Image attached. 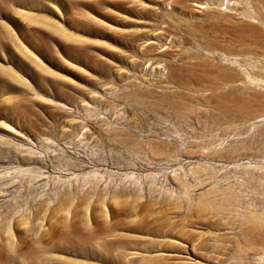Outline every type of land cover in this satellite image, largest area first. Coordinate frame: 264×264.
<instances>
[{
    "label": "rangeland",
    "instance_id": "374dc122",
    "mask_svg": "<svg viewBox=\"0 0 264 264\" xmlns=\"http://www.w3.org/2000/svg\"><path fill=\"white\" fill-rule=\"evenodd\" d=\"M0 264H264V0H0Z\"/></svg>",
    "mask_w": 264,
    "mask_h": 264
}]
</instances>
